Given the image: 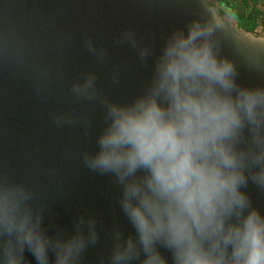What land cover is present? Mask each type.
<instances>
[{
	"label": "clouds",
	"instance_id": "1",
	"mask_svg": "<svg viewBox=\"0 0 264 264\" xmlns=\"http://www.w3.org/2000/svg\"><path fill=\"white\" fill-rule=\"evenodd\" d=\"M209 8L206 21L168 37L150 83L131 100L105 99L95 73L71 85L76 99L103 106L105 126L83 161L114 178L134 230L114 231L110 264H264V213L247 193L264 191V86H241L234 63L217 54L214 33L235 25ZM123 42L136 47L132 33ZM31 198L0 177V264H31L25 252L36 264H78L97 240L96 221L81 217L72 234L51 236Z\"/></svg>",
	"mask_w": 264,
	"mask_h": 264
},
{
	"label": "water",
	"instance_id": "2",
	"mask_svg": "<svg viewBox=\"0 0 264 264\" xmlns=\"http://www.w3.org/2000/svg\"><path fill=\"white\" fill-rule=\"evenodd\" d=\"M209 5L226 18L215 0H0V177L26 186L51 236L72 234L81 217L96 221L97 240L78 264H110L114 231L127 237L134 230L114 178L83 161L105 126L103 106L76 99L71 85L91 72L105 99L131 100L150 83L168 37L206 21ZM126 33L136 47L117 43ZM214 39L241 86H264V38L235 26ZM140 49L147 51L143 60ZM54 116L71 122L57 124ZM247 193L264 213V191L250 185ZM25 257L36 264L30 253Z\"/></svg>",
	"mask_w": 264,
	"mask_h": 264
},
{
	"label": "crops",
	"instance_id": "3",
	"mask_svg": "<svg viewBox=\"0 0 264 264\" xmlns=\"http://www.w3.org/2000/svg\"><path fill=\"white\" fill-rule=\"evenodd\" d=\"M234 11L242 12L246 15L247 27L264 31V0H223ZM262 15V17H260ZM259 35L260 33H253ZM260 37V36H259Z\"/></svg>",
	"mask_w": 264,
	"mask_h": 264
},
{
	"label": "trees",
	"instance_id": "4",
	"mask_svg": "<svg viewBox=\"0 0 264 264\" xmlns=\"http://www.w3.org/2000/svg\"><path fill=\"white\" fill-rule=\"evenodd\" d=\"M218 7L220 8V11L222 14L226 16V18L230 19L232 22L235 23V26L240 25V30L249 32V33H260L259 36L264 38V31L261 30H255V28H248L247 23L245 22L247 17L242 12L234 11L228 4L225 3L223 0H215ZM237 1V0H235ZM241 2V0H238Z\"/></svg>",
	"mask_w": 264,
	"mask_h": 264
},
{
	"label": "rangeland",
	"instance_id": "5",
	"mask_svg": "<svg viewBox=\"0 0 264 264\" xmlns=\"http://www.w3.org/2000/svg\"><path fill=\"white\" fill-rule=\"evenodd\" d=\"M260 17H262V15L260 16ZM240 25H237V29H240L241 27H239ZM256 36H259V35H256Z\"/></svg>",
	"mask_w": 264,
	"mask_h": 264
}]
</instances>
